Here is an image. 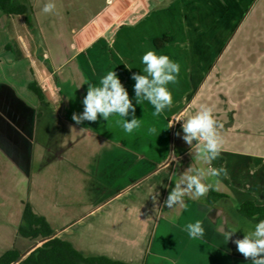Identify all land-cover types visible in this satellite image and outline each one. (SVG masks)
<instances>
[{
    "label": "crops",
    "instance_id": "crops-1",
    "mask_svg": "<svg viewBox=\"0 0 264 264\" xmlns=\"http://www.w3.org/2000/svg\"><path fill=\"white\" fill-rule=\"evenodd\" d=\"M24 1L26 15L0 10V232L7 226L14 230L27 203L20 192L10 194L8 173L22 189L35 161L52 154V161L66 162L70 192L79 187L84 200L97 202L91 209L87 205L89 215L80 223L95 218L99 246L112 241L120 250L117 257L95 255L128 264H251L232 241L259 222L241 215L240 205L264 206V31L237 52L239 26L233 30L220 10L234 9L235 16L242 10L237 15L242 26L257 0H50L56 5L52 13L42 11L48 0ZM158 39L164 40L160 46ZM149 50L180 64L178 83L168 85L173 105L159 116L148 101L136 103L132 79L144 74L141 60ZM109 71L117 73L140 119L141 127L130 134L116 123L119 117L72 120L73 113L83 112L88 84L99 85ZM32 82L43 90L44 104L30 90ZM202 105L213 109L223 141L219 158L210 164L199 159L203 142L189 145L183 139V124ZM176 116L183 121L173 127ZM57 118L68 127L61 143L52 140V150L36 152L38 137L56 135L51 122ZM132 118L130 110L126 119ZM152 127L156 134L148 132ZM121 137L135 140L122 145ZM83 151L95 154L96 162L79 158ZM209 167L226 174L203 181L211 185L206 196L186 195L187 209L164 204L189 169L195 174ZM56 176L52 172V179ZM211 191L222 196L211 200ZM197 220L205 228L202 239L184 231ZM227 231L236 232L225 243Z\"/></svg>",
    "mask_w": 264,
    "mask_h": 264
},
{
    "label": "clouds",
    "instance_id": "clouds-1",
    "mask_svg": "<svg viewBox=\"0 0 264 264\" xmlns=\"http://www.w3.org/2000/svg\"><path fill=\"white\" fill-rule=\"evenodd\" d=\"M55 8V3L48 0L42 11L52 13ZM141 63L144 65L142 69L144 74H133L132 76L135 81L136 103L141 104L148 101L155 109L153 115L159 116L166 109H171L173 105V96L168 85L178 83L180 64L173 61L168 55H158L154 50L147 51L142 56ZM82 103L83 112L72 114V120L76 124H82L84 121L96 122L99 117L105 121H109L110 117H119L122 119H117L116 123L123 128L125 133L130 134L141 127L140 119L135 118V107L129 98L128 91L122 85L115 71H109L102 76L99 85L88 84L87 94ZM130 110L133 118L129 121L126 117ZM217 127L213 109L206 105H202L199 111L183 124L184 141L189 145L194 140L203 142L199 151V159L209 164L219 158L221 153L223 141L218 134ZM156 131L154 127L148 129L150 134H156ZM176 135L179 136L180 133L177 132ZM191 173L193 170L189 169L170 191L164 201L169 209L177 205L187 209V205L184 203L186 195L192 199L206 196L211 185L203 181L208 176L218 177L222 173L226 174V171L224 168L209 167L207 170L198 169L195 170V174ZM182 185L184 186L182 187ZM156 196H159V193L154 195L153 199H156ZM184 231L192 239H202L205 235V228L201 220L188 223ZM235 232H224V242L228 243L232 240ZM232 242L236 245L237 251L246 260H250L251 264H264V220H260L254 226V230L244 234L242 239L238 238Z\"/></svg>",
    "mask_w": 264,
    "mask_h": 264
},
{
    "label": "rangeland",
    "instance_id": "rangeland-1",
    "mask_svg": "<svg viewBox=\"0 0 264 264\" xmlns=\"http://www.w3.org/2000/svg\"><path fill=\"white\" fill-rule=\"evenodd\" d=\"M97 1L101 2V0ZM241 11L242 10H238L235 16L234 13L236 12V10L234 9L220 10L221 14L225 13L228 16L227 22H232V25L234 27L232 28L233 30L239 26L237 29L238 38H236L233 43V46L237 52H239L243 48V46L251 45L252 41L256 42L255 40H253L254 38H252L253 34L255 35L264 31V0H257L255 2L251 12L249 13V16L247 17V20L243 22L242 26L238 24L241 19H238L237 22V18L239 17L237 15H239ZM230 12L233 13V15L230 16L232 18H229L228 15L231 14ZM247 37L248 39H246ZM248 42L251 44H249ZM61 116H63V114L60 115V119H62ZM51 125L52 130L55 131L56 135H54L53 139L52 136L38 137L34 145L36 148V152L38 148L43 147L52 150V140L53 144H55L56 146L61 143L62 136L60 135L63 134L65 130H67V124L57 118L55 121L51 122ZM128 138H120V140L122 141V145H124V143L126 145H129L126 142L135 140L132 138ZM94 140H96V138H93V142ZM93 142L92 139H90L89 145L93 146ZM173 143L174 139L170 134V151L173 150V147L171 148V144L173 146ZM161 145L163 144H160V146ZM161 149L162 150H160V152L157 154L160 155V157L165 154V146H161ZM72 155L74 157L77 154L73 153ZM153 155H155V153H153ZM80 156L83 157V160H90V162L94 163L96 162L95 154L86 152L84 153L83 151L81 154L79 153L78 157L80 158ZM53 160L54 161H52V154H50V156H46L42 159L36 160L28 174V181L22 189L21 186L16 185V180H13L14 176L8 173L9 181H7L5 186L8 187L10 194L16 197L18 192H20L24 196L23 198L25 202H30L31 204H33L36 212L47 219L53 230L61 231L65 229L64 231L59 233V236L73 243V245L81 250L85 255H95L102 252H107L112 256L117 257L118 255L116 254L120 250L118 248H114L112 241L109 243V246H105L104 249L99 246L98 239L99 237H102V234H99V232H97L96 230L97 228L95 218L90 217L86 219L85 221H83V225V222L80 223L87 217V215H89V209H91V207H93L97 202L84 200V195L80 194L81 191H79V187L77 191L74 190L73 192H70L68 186H66L65 184V172L67 169V165H65L66 162L60 161L57 158H53ZM52 172H57L58 175L54 179H52ZM52 180H56L57 183L52 184ZM21 194H19V196H21ZM88 204L90 205L89 209L87 206ZM0 221L2 220L0 219ZM5 223L2 224L6 225ZM89 223H92L94 225L93 228L88 226ZM21 224L22 218L20 219V223L13 225L14 230L10 231L8 226L6 229L1 230L0 236L2 239L0 238V256L10 249H16L20 253H22L41 239L39 238L37 240H32L21 237L18 234V228ZM16 228L17 232L15 233Z\"/></svg>",
    "mask_w": 264,
    "mask_h": 264
},
{
    "label": "trees",
    "instance_id": "trees-1",
    "mask_svg": "<svg viewBox=\"0 0 264 264\" xmlns=\"http://www.w3.org/2000/svg\"><path fill=\"white\" fill-rule=\"evenodd\" d=\"M0 10L8 16L26 15L28 8L24 0H0ZM26 23L31 24V18L26 17ZM163 39L156 40L160 46ZM29 88L34 92L41 103H45L43 90L32 82ZM215 191H211L210 199L221 197ZM239 213L244 217L253 220H264V206H256L248 201L240 205ZM18 234L26 239L37 240L55 234L47 219L37 214L33 207L26 203L22 215V224L18 228ZM21 253L16 249H10L0 256V264H11ZM18 264H128L113 260L104 255L86 256L78 250L70 241L59 235L43 243Z\"/></svg>",
    "mask_w": 264,
    "mask_h": 264
},
{
    "label": "water",
    "instance_id": "water-1",
    "mask_svg": "<svg viewBox=\"0 0 264 264\" xmlns=\"http://www.w3.org/2000/svg\"><path fill=\"white\" fill-rule=\"evenodd\" d=\"M60 232H56L55 234L49 236V237H44L41 238L38 242L34 243L32 246H30L27 250H25L24 252H22L19 257L12 262L11 264H18L20 261H22L24 258H26L27 255H29L33 250H35L37 247H39L40 245H42L43 243L47 242L48 240L56 237L59 235Z\"/></svg>",
    "mask_w": 264,
    "mask_h": 264
},
{
    "label": "built area",
    "instance_id": "built-area-1",
    "mask_svg": "<svg viewBox=\"0 0 264 264\" xmlns=\"http://www.w3.org/2000/svg\"><path fill=\"white\" fill-rule=\"evenodd\" d=\"M110 2V0H109ZM182 118L179 116L174 117L171 121H170V125H172L173 127H176L177 125L182 123Z\"/></svg>",
    "mask_w": 264,
    "mask_h": 264
}]
</instances>
